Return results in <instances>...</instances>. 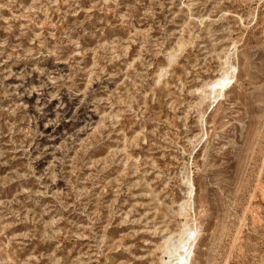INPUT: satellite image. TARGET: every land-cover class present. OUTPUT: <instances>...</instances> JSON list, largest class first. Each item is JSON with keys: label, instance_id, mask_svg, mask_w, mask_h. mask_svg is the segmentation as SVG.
I'll return each mask as SVG.
<instances>
[{"label": "rangeland", "instance_id": "1", "mask_svg": "<svg viewBox=\"0 0 264 264\" xmlns=\"http://www.w3.org/2000/svg\"><path fill=\"white\" fill-rule=\"evenodd\" d=\"M185 221V264H264V0H0V264H160Z\"/></svg>", "mask_w": 264, "mask_h": 264}, {"label": "bare ground", "instance_id": "2", "mask_svg": "<svg viewBox=\"0 0 264 264\" xmlns=\"http://www.w3.org/2000/svg\"><path fill=\"white\" fill-rule=\"evenodd\" d=\"M188 193L190 192L191 184L186 181ZM188 207V201L181 203L180 211L184 212ZM198 235V230L194 225L185 221L182 225L181 232L178 236L170 235L165 239L162 247V255L160 264H185L186 258L191 251L192 246ZM189 257V256H188Z\"/></svg>", "mask_w": 264, "mask_h": 264}]
</instances>
